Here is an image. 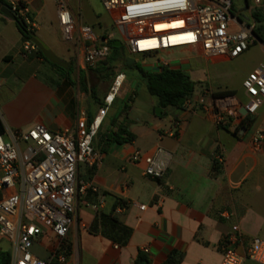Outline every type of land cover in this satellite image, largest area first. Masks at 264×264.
Instances as JSON below:
<instances>
[{"label":"crops","instance_id":"crops-1","mask_svg":"<svg viewBox=\"0 0 264 264\" xmlns=\"http://www.w3.org/2000/svg\"><path fill=\"white\" fill-rule=\"evenodd\" d=\"M6 2L9 7L13 2L27 7L37 25L35 34L71 73L62 74L26 53L17 24L0 13V41L7 44L0 53L4 130L26 132L37 124L52 131L75 130L79 118L93 121L107 95L93 96L76 46L63 40L56 1ZM69 8L77 25H85L80 8ZM257 44L264 52L258 40L249 50ZM162 53L172 60L145 68L158 71L168 66L183 71L197 83L194 95L184 109H162L157 116V99L146 85L142 95L137 83L124 88V74L122 88L95 139L99 159L92 167L78 168L77 179L86 190L75 197L73 224L66 238L75 264H136L140 256L148 264H165L174 253L179 264H221L234 226L241 232L236 251L242 257L254 239L264 241V147L257 151L251 144L256 133L264 131V104L242 122L244 127L242 123L223 127L214 121L213 105L223 93L231 92L248 104L242 88L248 74L230 89L213 82L207 69L232 59L205 57L196 49ZM81 75L86 89L80 84ZM123 128L135 139L118 144L113 136ZM157 146L168 151L172 160L161 179H151L144 174V164L131 162V157L136 151L151 153ZM55 245L56 238L47 233L33 252L47 260ZM143 248L149 253H143ZM244 264L257 263L245 260Z\"/></svg>","mask_w":264,"mask_h":264},{"label":"built area","instance_id":"built-area-1","mask_svg":"<svg viewBox=\"0 0 264 264\" xmlns=\"http://www.w3.org/2000/svg\"><path fill=\"white\" fill-rule=\"evenodd\" d=\"M55 1L63 40L76 46L77 58L86 68L96 69L109 57V46L106 42L98 43L99 37L91 26L77 25L65 0ZM100 1L119 28L128 50L136 55L196 49L205 57L236 59L256 40L253 27L231 14L233 0ZM252 3L256 7L264 6V0H252ZM10 9L28 30H36L27 7L13 2ZM173 22L182 25L155 29L157 25ZM23 49L33 54L37 47L26 42ZM124 80V74L115 78L98 116L93 121L79 118L75 130L52 131L37 124L26 132L0 131V241L5 240L11 246L9 264H75L66 247V238L73 224L75 197L86 190L77 179L78 168L97 163L95 139ZM242 88L249 99L246 105L233 95L216 100L213 105L216 125L238 127L257 113L264 104V67L250 73ZM251 144L260 151L264 147V131L256 133ZM217 159L223 164L222 156ZM171 160L172 155L161 146L151 153L136 151L131 157V162L144 164V174L151 179H161ZM47 233L56 238V245L48 259L42 260L33 247ZM240 239V229L234 226L221 264H244L245 260L264 264V241L254 239L247 255L242 257L236 251ZM142 252L148 254L149 249L143 248Z\"/></svg>","mask_w":264,"mask_h":264},{"label":"rangeland","instance_id":"rangeland-1","mask_svg":"<svg viewBox=\"0 0 264 264\" xmlns=\"http://www.w3.org/2000/svg\"><path fill=\"white\" fill-rule=\"evenodd\" d=\"M70 6L80 8L83 24L89 25L93 28L95 35L99 37V44L106 42L107 45L111 41H119L122 43L121 57L113 62L99 69H88V84L89 88L95 91V96L100 94H108L111 90L115 78L120 74H125L127 82L124 86L133 88L134 84H138L137 90L140 95L145 92V83L141 74L131 68L135 64L142 65L144 67H152L153 65L165 63L172 58L166 56L163 53H158L151 56H140L131 53L128 50L127 43L125 42L120 30L116 27L111 20L109 14L105 11L100 0H65ZM260 9L263 16V22L257 23L252 14ZM233 16L239 15L242 21L251 25L253 29L259 26L264 27V6L256 7L252 3V0H233ZM181 22H173L170 24H161L156 26V30H166L171 28L180 27ZM11 36L12 34L9 33ZM264 34V31H263ZM12 38V37H11ZM9 41V40H8ZM257 40H255L256 42ZM7 45V44H6ZM6 45L0 41V53L5 51ZM75 62H73L74 64ZM264 65V52L261 45L257 44L253 46L248 52L244 53L236 59H232L218 65H210L207 69L213 82L217 84L226 85L230 89L238 87L241 80H243L246 74H250L254 69ZM107 67V69H106ZM123 88V89H124ZM122 89V91H123ZM121 91V92H122ZM120 104L119 100L116 102ZM170 111L167 112V117ZM11 254V246L5 240L0 241V264L3 263V257Z\"/></svg>","mask_w":264,"mask_h":264},{"label":"trees","instance_id":"trees-1","mask_svg":"<svg viewBox=\"0 0 264 264\" xmlns=\"http://www.w3.org/2000/svg\"><path fill=\"white\" fill-rule=\"evenodd\" d=\"M0 2L4 5H8L6 0H0ZM233 12L234 11L232 7V10H231L232 15H234ZM252 16L256 20L257 23L260 24L263 22V16L261 14L260 9H258L255 13H253ZM18 24H17V28L22 36L23 43L25 44L26 42H31L32 34H35V30L34 31L28 30L25 23L20 20H18ZM263 31H264V27L259 26L258 28L253 29V35L256 38V40L261 41L264 44ZM113 43L114 41H111L108 45L110 48L109 57L107 58L106 61L102 62L97 67V69L102 68L103 66H106L108 62L109 64H112L113 62L117 61L121 57L122 46L117 48L113 46ZM33 54L43 59V61L48 63L58 72H61L62 74H66V75H69L71 73V69L66 71V70L59 68L57 65L50 63L43 56V53L39 49H37L35 53ZM131 68L136 69L141 74L148 92L157 99L158 106L162 108L164 111L167 109H179V110L184 109L186 104L192 99L194 95L197 83L192 81V79L181 70L172 69L168 66H162L160 67L158 71H153V70H149L145 68L144 66L138 65V64H135ZM80 84L82 85V87H84L83 89H86L83 75H81ZM92 94L93 96H95L94 90H92ZM222 95H223L222 97H224V96L232 95V93L228 92V93H223ZM182 100L183 102L180 103ZM244 124L245 123H242L241 127H244L245 126ZM3 129L4 128L0 120V131H3ZM238 132H239V129L235 131V134ZM134 139H135V136L129 132H126L125 135L121 136L120 131H119V132H116L113 136V141L118 144L133 141ZM179 261L180 259H178L174 253L167 260L165 264H179ZM2 264H9V255L3 257ZM136 264H148V262H147V259H145V257L140 256Z\"/></svg>","mask_w":264,"mask_h":264},{"label":"water","instance_id":"water-1","mask_svg":"<svg viewBox=\"0 0 264 264\" xmlns=\"http://www.w3.org/2000/svg\"><path fill=\"white\" fill-rule=\"evenodd\" d=\"M0 13L5 17L14 21L16 24H18V20L14 15V13L11 11L10 7L8 5L2 4L1 2H0ZM31 42L37 47V49H39L43 53V56L50 63L57 65L61 69L64 70L68 69V65L64 63L61 59H59L36 34H32ZM113 46L119 48L122 46V43L119 41H114ZM182 102L183 100L180 103ZM242 113L245 115L246 111H243ZM156 115L157 116L162 115V108L160 107L156 108ZM124 133H125V128H123V130L120 132V135H124Z\"/></svg>","mask_w":264,"mask_h":264},{"label":"flooded vegetation","instance_id":"flooded-vegetation-1","mask_svg":"<svg viewBox=\"0 0 264 264\" xmlns=\"http://www.w3.org/2000/svg\"><path fill=\"white\" fill-rule=\"evenodd\" d=\"M239 16V15H238Z\"/></svg>","mask_w":264,"mask_h":264}]
</instances>
